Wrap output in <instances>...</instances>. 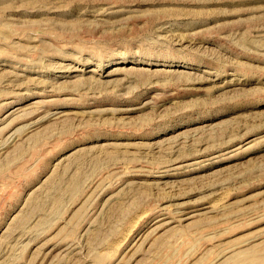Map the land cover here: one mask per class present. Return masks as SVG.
I'll return each instance as SVG.
<instances>
[{
    "label": "rangeland",
    "instance_id": "obj_1",
    "mask_svg": "<svg viewBox=\"0 0 264 264\" xmlns=\"http://www.w3.org/2000/svg\"><path fill=\"white\" fill-rule=\"evenodd\" d=\"M0 264H264V0H0Z\"/></svg>",
    "mask_w": 264,
    "mask_h": 264
},
{
    "label": "bare ground",
    "instance_id": "obj_2",
    "mask_svg": "<svg viewBox=\"0 0 264 264\" xmlns=\"http://www.w3.org/2000/svg\"><path fill=\"white\" fill-rule=\"evenodd\" d=\"M21 104V103H20Z\"/></svg>",
    "mask_w": 264,
    "mask_h": 264
}]
</instances>
